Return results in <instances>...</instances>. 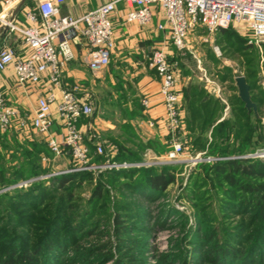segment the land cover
<instances>
[{"label":"rangeland","instance_id":"374dc122","mask_svg":"<svg viewBox=\"0 0 264 264\" xmlns=\"http://www.w3.org/2000/svg\"><path fill=\"white\" fill-rule=\"evenodd\" d=\"M34 6V2L28 0L25 11L33 10ZM17 12L21 16V11L17 9ZM228 32L225 36L215 35L216 44L221 49V56L218 58H215L210 44L201 45L196 39L199 35H207L202 27L192 32L196 40L191 42L189 37L199 63L187 51L182 52L185 53L184 56L180 55L181 52L171 42H168V58L170 61L178 60L179 68L180 58L184 59L185 67L190 68L192 81L202 77L204 82V72L200 70L202 68L218 84L220 80L228 82L223 85L224 93L227 95L230 111L242 130L239 137L232 140L233 151L236 152L243 144L247 121L235 113L238 110L236 105L239 104L238 97L234 95V78L248 77L250 83L255 82L263 87L264 47L262 52L257 50L258 53L247 49L244 44L246 32L241 24L231 25ZM233 32L242 40L232 38ZM254 94L260 97L258 88ZM261 97L264 101V95ZM261 108V124L254 132L257 137L253 135L246 152L242 155L216 158L217 160L235 159L264 163V156L256 155L264 154V104ZM250 125H254L252 119ZM206 130L202 133V139H206L207 143H201L200 149L193 145L199 128L196 127L190 135L192 144H186L184 156L181 158L184 162L163 164L179 165L182 169L181 173H175L174 182L159 193H144L140 189H134L135 175L118 173L120 170L138 169L136 167L123 169L109 166L78 170L72 168L68 155L55 158L45 154L42 148L34 152L30 146L26 148L24 161L23 156L19 155L16 160L15 157L6 155L0 163V197L15 191L29 193L30 189L41 182L46 186L44 193L47 192V195L43 205L38 206L32 213L31 207L25 205V209L29 210L23 212L29 213L31 217L24 228L17 229L13 223L16 217L10 213L8 207L0 206V248L6 234L14 235L11 239L14 251L22 252L25 245H33L43 232V227L50 221L54 219L56 222H65L71 217L68 224L75 241L54 254H40L37 258L40 264H116L119 260L122 264H215L211 263L213 249L215 246L223 247V244L240 249L242 259H228L217 264H264V219L263 216L259 218V213L254 211L256 201L264 205L262 194H246L231 187L222 176L210 171L208 166L211 164H208L207 158L213 156L207 146L211 141L205 134ZM228 131L233 130L229 128ZM214 140L213 138L212 144L216 145ZM162 147L167 148L168 143H164ZM127 149L130 153H125L127 156L121 163L147 162L148 165L139 168H153L156 170L154 173L160 172L161 165L153 164L160 161L157 160L159 156L156 157L147 150L135 153L130 150L133 148ZM107 152L111 154L109 150ZM199 153L204 160L195 162L194 158ZM164 154L165 150L158 155ZM92 161L100 162L99 159ZM102 161L103 164L106 163L105 159ZM109 162L116 163L114 160ZM81 171H87L89 175L77 176L76 172ZM206 171L211 172V176H206ZM65 175L70 176V180L65 186L58 187L57 179ZM233 177L239 179L240 184L264 185V177L242 174H233ZM96 185L102 186L101 197L93 194ZM41 208L42 211L39 210ZM116 214L122 215L119 220L126 227L124 235L119 234L114 224ZM74 225L78 226L77 230H73ZM2 254L0 251V256Z\"/></svg>","mask_w":264,"mask_h":264},{"label":"built area","instance_id":"2783aa9c","mask_svg":"<svg viewBox=\"0 0 264 264\" xmlns=\"http://www.w3.org/2000/svg\"><path fill=\"white\" fill-rule=\"evenodd\" d=\"M20 1L0 0V74L11 68L16 84L26 92L37 87V98L32 114H23L8 102L0 89V132H34L47 143L53 157L58 158L67 152L74 169L78 170L148 165L147 162L110 164L109 160L102 165L90 163L91 154L107 157L108 153L92 138L95 151L91 153L80 121L89 119L93 108L83 94V86L68 84L64 78V71L74 58L71 41L79 38H83L88 46L85 62L92 75L97 76L110 64L115 48L111 15L116 13L119 2L125 3L128 9L124 22L138 26L150 23L151 8L158 6L163 18L156 30L167 34L178 51H189L198 63L199 59L188 45L190 34L198 27L205 29L210 36L220 29L241 24L246 32L247 45L260 52L264 47V0H113L80 17L61 15V6L66 0H39L33 10L23 12L22 20L16 9ZM12 41L22 45L21 55ZM201 41L209 42V37ZM211 44L214 54L221 56L219 47ZM149 67L160 80L159 94L165 111L163 121L169 134V150L153 164L184 162L181 158L186 144L177 139L184 124L177 81L178 61H170L166 46L162 44L152 51ZM141 105L147 108L148 100L143 98ZM55 125L59 132H55ZM148 125L153 127L154 123L149 121ZM109 152L114 154L112 150ZM203 160L201 154L194 158L195 162ZM215 160L207 158L208 162Z\"/></svg>","mask_w":264,"mask_h":264},{"label":"crops","instance_id":"0c3cea01","mask_svg":"<svg viewBox=\"0 0 264 264\" xmlns=\"http://www.w3.org/2000/svg\"><path fill=\"white\" fill-rule=\"evenodd\" d=\"M27 1L21 0L17 7L21 11V16H19L21 20ZM38 1L32 0L35 5L34 8ZM110 1L113 0H66L61 6V15L80 17L84 13ZM127 10L125 3L119 2L116 13L111 15L115 48L111 54L110 64L103 72L94 76L89 71L85 62L89 49L83 38L71 41L74 58L64 71L65 82L68 84L80 83L84 88V96L93 108L92 116L89 119L80 121L82 129L86 132V142L90 143L92 139H95L105 149L112 150L114 153L118 149L116 143L134 149L139 143L145 144L149 141H155L163 145L169 141L167 124L163 121L165 113L163 100L159 94L160 80L155 71L149 67V58L154 49L164 44L168 52V42L170 41L167 34L156 30V25L162 21V12L158 6H152L153 16L150 23L145 26H138L124 22V15ZM217 32L210 36L199 35L196 39L201 45H212L211 43L216 45L215 35H218ZM193 34L191 33V36H189L191 42L195 39ZM208 37L209 42L201 41V39ZM190 40L188 38L189 49L194 51L190 45ZM11 43L15 45L19 55H21L22 45L17 41H12ZM211 51H213L212 48ZM180 55L184 56L185 53L181 52ZM215 58L218 57L215 55ZM188 68L185 67L184 59L180 58L177 81L184 114V124L182 131L177 133V139L191 146L190 135L193 133L189 129L187 121L190 115L191 94L193 92L200 90L205 97L204 99L197 98L195 100L197 108H202L204 104V106L208 105L209 110H212L214 102L218 106V110L213 115V122L207 126V132L205 133L209 141L213 140L212 131H216L219 127L221 128L223 122L232 121L234 116L233 112L230 111L231 107L227 101V95L224 93L225 88L223 85L228 82L220 80L218 84L211 80V75L206 73L205 69L201 67L200 70L204 72V82L202 77L197 78V81H192L190 68ZM262 88L264 89V84ZM0 89L11 105L19 108L23 114H32L37 98V87H32L26 92L23 87L16 84L12 70L9 68L0 74ZM233 89L237 98L238 90L235 86V78ZM252 94H254V91H252ZM143 98L148 100L149 105L147 108L140 105ZM203 101L207 104L203 103ZM260 110L262 111V108ZM256 111L257 115L253 111L250 112L253 113L256 119H261L257 106ZM250 112L246 110L247 114ZM149 121L154 123L153 127L148 125ZM54 130L59 132V127L55 125ZM214 134L213 138L215 139L220 136L219 132ZM16 137L21 142L41 138L40 135L34 132L19 133ZM230 141L232 142V135L230 136ZM146 150L153 153L156 157H161L152 148H147Z\"/></svg>","mask_w":264,"mask_h":264},{"label":"trees","instance_id":"16d2710c","mask_svg":"<svg viewBox=\"0 0 264 264\" xmlns=\"http://www.w3.org/2000/svg\"><path fill=\"white\" fill-rule=\"evenodd\" d=\"M227 29H220L218 30V34L220 36L228 35L229 32ZM232 38L240 39L235 32H233ZM244 44L247 49H252L256 53L257 50L249 45H247L246 38L244 39ZM217 45V44H216ZM218 46V45H217ZM219 47V46H218ZM220 49V47H219ZM221 52V49H220ZM214 54V53H213ZM215 55V54H214ZM247 84L249 86V91L251 94V100L254 102L258 108V114L261 117V106L264 104V101L262 99V95H264V89L262 87L258 86V83H250V78L245 77ZM259 89L260 97H258L257 94H252V91H255V89ZM203 95L202 91H195L191 94L192 101L190 102V115L189 119L187 121L188 127L191 130L192 133H194V130L196 127L199 128V134H197L193 140V145L198 149H200L201 143L206 144L207 140L202 139V133L205 132L208 125L212 124L213 122V115L216 110H218L217 104L214 102L212 105L213 109L209 110L208 105L203 104L202 108H197L195 106V100L197 98H201ZM203 98H205L203 96ZM202 99V98H201ZM203 103L207 104L205 101ZM237 109L235 111L236 114H238L239 118L245 119L247 121L246 130L244 131V134H246L243 138V144L240 146V149L236 152L233 151L234 144L230 142V136L232 135V140L237 139L240 135V125L236 122V119L232 121H225L221 124V128H217L216 131H212V139L215 136V132L220 134L219 137H217L214 142L216 145L212 144L213 140L207 144L208 147H210V153L212 154V158H224V157H230V156H237L242 155L246 152V149L248 146L251 145L253 135L255 136L254 132L257 129V126L260 124V118H255L253 113L250 112L249 114L246 113V109L244 108V104L241 102L239 98H237ZM141 105V103H140ZM253 120L254 125H250V120ZM232 129L233 131H228V129ZM201 132V133H200ZM20 132L18 131H12L8 133H1L0 132V163L2 160L5 159V156L13 158L15 157L16 160L18 156H23L24 161V155L26 152L27 146H30L32 151H36V149H43L45 154L50 155L53 157V154L51 153L47 143L44 140L40 139H33L32 141L24 140L19 141V139L16 137L18 136ZM21 134V133H20ZM10 135V136H9ZM214 135V136H213ZM9 137V138H8ZM257 137V136H255ZM202 139V140H201ZM87 145L90 147L91 153L95 151V148L92 145V142L88 143ZM117 145V153L114 154H108V156H99V155H93L91 154V161L90 163L93 165H102L103 161L105 159L109 161H116V163H121L125 156H127L130 151L125 147L124 145L118 144ZM163 145L156 143L155 141H149L147 143H139L136 145L134 149H130L131 151L135 153H141L142 151H145L147 148H152L155 153L159 154L165 150V153L169 150V147L165 148L162 147ZM108 150H106L107 152ZM229 151V153H228ZM108 153V152H107ZM127 155H126V154ZM124 154V155H123ZM63 155H68L67 152H64ZM113 155V156H112ZM132 155V154H131ZM135 154H133L134 156ZM111 156V157H110ZM110 157V158H109ZM12 158V159H13ZM71 159V157H70ZM99 159V163L94 162L92 160ZM131 160V159H128ZM104 161V162H105ZM93 162V163H92ZM133 162V161H128ZM72 168L74 169L73 162ZM23 164V162L21 163ZM208 164H211L208 166L210 168V171L214 172L217 176H222L224 181L229 184L231 187L238 188L239 190L244 191L246 194H262V197L264 199V185L261 183H256L254 185L250 183L240 184L239 179H235L233 177V174H242L249 177H264V163L263 162H251L250 160L246 161H239L235 159H223V160H215L212 162H209ZM1 167V164H0ZM204 168V167H203ZM181 167L179 165H161L160 166V172H155L153 168H138V169H127V170H120L118 171L119 174H124L127 176L135 175L136 184L133 185L134 189H140L141 192H154L159 193L163 190H165L170 184L174 182V175L175 173H181ZM2 169H0L1 171ZM156 171V170H155ZM209 171V172H210ZM77 176H84L89 175V172L87 171H81L76 172ZM206 176H211V172L208 173L206 171ZM116 175H118L116 173ZM70 176L65 175L64 177H61L57 179V186H65L66 182H68L70 179ZM53 181V180H52ZM53 183H56V181H53ZM40 186V187H39ZM135 186V187H134ZM38 187V188H37ZM46 186H44V183H38L37 186L33 187V189L29 190V193H25L24 191H15L13 194H7L2 197H0V206H6L8 207L10 213L13 214L16 218L13 219V223L18 228H24L26 227L29 218L31 217L29 213H24L23 210H29V208L25 209V205L31 207L30 213L33 212V210L37 209L38 206L43 205L44 197L47 195V192L44 193V189ZM102 186L96 185L93 194L96 195L95 197H101L102 195ZM30 203V204H28ZM1 208V207H0ZM43 208L39 209L42 211ZM26 211V212H27ZM255 212L259 213V218L263 216L264 219V205H260L259 201H256L255 204ZM23 212V213H22ZM122 215L116 214L114 216V224L116 226V229H118V232L120 235H124V230H126V227L123 225L122 221L119 219ZM71 221V217L65 222H59V221H50L46 227H43V232L39 236V238L32 244L25 245L23 248V253L19 252L16 253L14 251L15 247L13 246V241H11L12 236L5 235L4 241L1 243L0 251L3 252V254L0 256V264H40L39 258L42 254H54L61 248L65 247L68 244H72V242L75 241L74 235L70 233V224L68 222ZM67 223V224H66ZM73 230H77L78 226L74 225L72 227ZM264 235V234H263ZM25 244V243H24ZM6 251H3L4 249ZM214 256L211 259V263L217 264L219 261L224 260H234L237 261L239 259H242V252L240 249L234 248L231 245L223 244V247L215 246L214 247ZM41 254V255H40ZM48 255V256H49ZM53 256V255H52ZM244 259H247L245 257ZM50 262H52L50 260ZM116 264H122L121 260H119Z\"/></svg>","mask_w":264,"mask_h":264},{"label":"water","instance_id":"95a60500","mask_svg":"<svg viewBox=\"0 0 264 264\" xmlns=\"http://www.w3.org/2000/svg\"><path fill=\"white\" fill-rule=\"evenodd\" d=\"M235 86L238 90V97L241 102L244 104L245 109L250 112L253 111L255 115H257L256 105L252 102L249 86L246 82L244 76L235 77Z\"/></svg>","mask_w":264,"mask_h":264}]
</instances>
